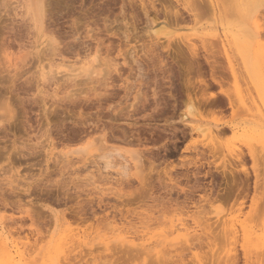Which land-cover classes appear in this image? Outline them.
Masks as SVG:
<instances>
[{
  "label": "rangeland",
  "instance_id": "1",
  "mask_svg": "<svg viewBox=\"0 0 264 264\" xmlns=\"http://www.w3.org/2000/svg\"><path fill=\"white\" fill-rule=\"evenodd\" d=\"M18 1L0 0V248L49 264L66 232L74 250L59 264H264V6ZM94 56L96 73L41 83L50 59ZM181 222L199 239L177 241Z\"/></svg>",
  "mask_w": 264,
  "mask_h": 264
},
{
  "label": "bare ground",
  "instance_id": "2",
  "mask_svg": "<svg viewBox=\"0 0 264 264\" xmlns=\"http://www.w3.org/2000/svg\"><path fill=\"white\" fill-rule=\"evenodd\" d=\"M35 1H36V3H35ZM170 1V0H169ZM168 1V2H169ZM178 1V0H177ZM185 1V0H184ZM190 1L191 0H189V1H186V2H184L183 4H188L189 6L191 5V4H194V5H196L195 3H196V1L195 2H193V1H191V3H190ZM208 1H211V0H207L206 2H205V0H202V2L201 1H198V2H201V3H203L204 4V2L206 3V5L208 4V6L210 7L211 5H212V7H213V9H215V7H216V5H214L213 6V3H209ZM17 2L19 3V1L17 0ZM40 2V0H27V3H28V5H26V6H28V7H26V8H28V10H29V8L31 7V5H33L34 3L37 5V7L38 6H40L39 8L41 9L42 7H41V5H38L37 3H39ZM42 2V1H41ZM172 2V1H171ZM170 2V3H171ZM208 2V3H207ZM214 2V1H213ZM26 3V4H27ZM218 3V2H217ZM224 3V2H223ZM21 3H19L18 5H20ZM44 4V3H43ZM203 4H199V5H203ZM211 4V5H210ZM251 4H253V3H251ZM254 4H255V6L257 7V6H264V0H256V1H254ZM35 5V6H36ZM45 5V4H44ZM171 5H173V4H171ZM249 5H250V3H249ZM16 6V5H15ZM21 6V5H20ZM182 6H184V5H182ZM193 6V5H192ZM203 6H205V4L203 5ZM34 7V6H33ZM44 7V6H43ZM191 7V6H190ZM209 7H207L208 9H209ZM219 7V6H218ZM254 7V6H253ZM167 8V7H166ZM166 8H165V10H166ZM173 8H174V10H173ZM185 9H186V11L188 12V13H190V15H191V10L190 9H188L187 7H184ZM183 8V9H184ZM196 7H191V9H194V10H196L195 9ZM211 8V7H210ZM220 8V7H219ZM218 8V9H219ZM262 8V7H261ZM14 9V8H13ZM31 9V8H30ZM35 9H37L36 7H34V10ZM45 9V8H44ZM44 9H43V11H44ZM212 9V8H211ZM212 9V10H213ZM27 9L25 10V12L26 11H28ZM31 10H33V8L31 9ZM31 10L29 11V14H30V12H31ZM220 10V9H219ZM171 11V10H170ZM169 11V12H170ZM37 12H39L38 11V9H37ZM168 11H166V13H167ZM168 12V14H169V16L172 18V21L174 20V23H175V21H176V23H177V21H179L180 19L181 20H183V15H182V11H178V9H176L175 8V6H173L172 7V11L169 13ZM193 12V11H192ZM34 13V12H33ZM40 13H41V11H40ZM39 13V14H40ZM147 13V12H146ZM28 14V15H29ZM157 15H158V13H157ZM195 15V14H194ZM35 16H36V14H35ZM41 16V15H40ZM168 16V15H167ZM166 16V17H167ZM168 16V18L167 19H169L170 17ZM37 17V16H36ZM36 17H34V18H36ZM41 18V17H40ZM171 18H170V21H171ZM37 19V18H36ZM42 19V18H41ZM41 19H39V20H41ZM259 20V19H258ZM255 21H256V19H255ZM51 43V42H50ZM182 45V44H181ZM30 46L32 47V48H37L38 47V44H36V41H33L32 43H30ZM50 46H52V45H50ZM54 46V45H53ZM191 46V45H190ZM211 46V45H210ZM165 47V46H164ZM205 47H206V45H205ZM207 47H209V46H207ZM54 48H56L55 46H54ZM54 48H53V50H54ZM204 48V47H203ZM224 48V47H223ZM207 49V48H206ZM210 49V48H209ZM208 49V50H209ZM36 50V49H35ZM180 50V49H179ZM191 50V56L192 57H194V55H196L197 56V54L195 53L196 52V50H195V48L193 47V48H191L190 49ZM189 50V51H190ZM186 51V50H185ZM195 51V52H194ZM178 52V51H177ZM188 52V51H187ZM178 54V53H177ZM187 55H188V53H187ZM189 56V55H188ZM208 57V56H207ZM22 58H24V57H22ZM185 58V57H184ZM191 58V57H190ZM190 58L188 59V57H187V59L189 60V61H191L190 60ZM197 58V57H196ZM8 59H11V58H8ZM181 59V62H182V58H180ZM193 59V58H192ZM195 59V58H194ZM193 59V60H194ZM208 59V58H207ZM13 60V59H12ZM24 60V59H23ZM22 60V61H23ZM86 61H82L83 62V65H80V66H75L74 64L75 63H71L70 64V62L69 63H67V62H65L64 61V59L62 60V59H60V60H56V59H50L47 63H45V64H41V65H39V70H37L39 73H40V75H41V77H40V75H39V78H40V80L42 81L41 83H44L45 81H47V80H53V79H55V77H56V74H60V75H62V74H66L68 77H72V78H76V77H78L79 75H80V73H82V72H90V73H96L97 71H98V69L97 68H94V62L96 61V56H94L93 58H89V59H85ZM188 60H186L187 62V66H186V64H185V66L186 67H184V69L185 68H187L186 70L188 71V70H193V68L194 67H191V66H193V65H191L190 64V62L188 63ZM8 61H10V60H8ZM77 61H79V60H77ZM197 61V60H196ZM210 61H212V59L210 60ZM41 62V61H40ZM79 62H81V61H79ZM184 62H185V60H184ZM184 62H182L183 64H184ZM198 62V61H197ZM197 62L195 63V62H192L191 61V63L193 64V63H195V64H197ZM10 63H11V61H10ZM11 64H13V63H11ZM182 64V66H184ZM189 64V65H188ZM208 64V63H207ZM212 64H214V63H212L211 62V65ZM16 65V64H15ZM210 65V64H209ZM216 65V64H215ZM12 66H14V65H12ZM195 66V65H194ZM196 66H200V65H196ZM217 66V65H216ZM178 68H180V67H178ZM198 68V67H197ZM200 68V67H199ZM198 68V69H199ZM211 68H214L215 69V66L213 67V66H211ZM114 69H116V68H114ZM211 70V69H209L210 71H212L213 72V74H214V72L216 71L217 72V70L218 69H216V70ZM181 70H182V67H181ZM197 70V69H196ZM180 71V70H179ZM187 71H185V73L187 72ZM190 71H188V72H190ZM198 71V70H197ZM220 71V70H219ZM100 72V71H99ZM98 72V73H99ZM199 72V71H198ZM183 73V72H182ZM202 73V72H201ZM201 73H199V74H201ZM188 74V73H187ZM212 74V73H211ZM212 74V75H213ZM216 74V73H215ZM59 76V75H58ZM214 76H216V75H214ZM198 78H199V76H198ZM216 78V77H215ZM200 79V81H204V79H201V78H199ZM215 80H217V78L216 79H214V81ZM57 81V80H56ZM55 80H54V82H56ZM199 81V82H200ZM217 82V81H216ZM219 82V81H218ZM204 83H206V82H204ZM203 83V84H204ZM45 84V83H44ZM56 84V83H55ZM205 85V84H204ZM105 90V89H104ZM108 92H110V91H108ZM97 93H99L100 94V92L98 91ZM105 93H107V92H105ZM104 93V94H105ZM111 94V93H110ZM103 95V94H102ZM209 97V96H208ZM189 98H190V96H189ZM201 98V97H200ZM201 99H203V98H201ZM206 101V100H205ZM190 104H191V101H190ZM134 106V105H133ZM137 106V105H136ZM134 108H135V106H134ZM137 108V107H136ZM260 109V108H259ZM116 116V115H115ZM130 116V115H129ZM2 124V123H1ZM3 126V125H2ZM221 133V132H220ZM101 136H102V134H101ZM102 138V137H101ZM89 143H92V142H89ZM87 145H88V143H87ZM87 145H84V146H87ZM90 145V144H89ZM82 147V146H81ZM88 147V146H87ZM80 148V147H79ZM75 149V148H74ZM74 149H71L70 151H69V153L72 151V152H74V153H78V151H80V149L78 150V151H73ZM81 149H83V147L81 148ZM68 152V151H67ZM68 153V154H69ZM64 154H66V153H64ZM65 157H66V155H65ZM110 162V161H109ZM109 162H107V164H106V166L104 167V168H106L107 167V165H108V163ZM239 162V161H238ZM123 166H125V165H123ZM234 173V172H233ZM233 176V175H232ZM231 189V188H230ZM232 190V189H231ZM144 222V221H143ZM200 223H203V221L202 222H200ZM199 223V224H200ZM211 224V223H210ZM106 225H108V224H106ZM111 225V224H110ZM181 225V226H180ZM186 224L185 223H182L181 222V224L179 223V227H180V229H181V231L182 232H178L179 231V228L178 229H176V226L174 227V229H173V231L176 229V230H178V231H175L174 233H176V232H178L177 233V237H179V239L177 240V241H179L180 242V239H183L186 243H189V240L190 239H196V237H197V235H195L196 233H195V231L196 230H189L188 228H187V226H185ZM209 225V224H208ZM148 226V225H147ZM200 226V225H199ZM198 226V227H199ZM202 226H204V224L202 225ZM110 227V226H109ZM93 228V227H92ZM224 228H225V226H224ZM117 229V228H116ZM204 229V228H203ZM207 229V228H206ZM170 230V229H169ZM208 230V229H207ZM243 230H245V229H243ZM172 231V232H173ZM204 231H205V229H204ZM0 232H2V231H0ZM121 232V231H120ZM119 232V233H120ZM231 232V231H230ZM245 232H246V230H245ZM118 233V232H117ZM117 233H115V234H117ZM129 233H131V232H129ZM168 233V232H167ZM208 233V232H207ZM226 233V232H225ZM232 233H234V232H232ZM232 233H229V234H232ZM2 234V233H1ZM67 234L68 233H66V232H61L60 233V235L55 239V240H53L52 242H51V245L49 246V248H48V250L45 252V254H44V260H43V262L45 263L46 261H48V263L49 264H59V262H60V259L61 258H63V259H69L68 258V255L71 253V252H73V250H74V247H73V249H70V250H68V248L67 247H65V241H66V239H67ZM74 234V233H73ZM82 234H84V233H82ZM122 234V233H121ZM124 234H128V233H126V231H125V233ZM157 234V233H156ZM172 234V233H171ZM190 234H194V235H190ZM244 234H246V233H244ZM264 234V233H263ZM263 234H261V235H258V236H256L254 239H256L257 240V244L255 243V249L257 250V249H259V248H261V249H264L263 247H264V235ZM3 235V234H2ZM160 235V234H159ZM168 235V234H167ZM71 236V235H70ZM69 236V237H70ZM228 236H230V235H228ZM233 235H231V237H232ZM244 236H246V235H244ZM3 237V236H2ZM128 237V236H127ZM136 237V236H135ZM135 237H134V239H135ZM199 237V236H198ZM197 237V239H199ZM234 237V236H233ZM254 237V236H253ZM39 238V237H38ZM86 237H84V236H82L81 237V235L79 236V235H75V236H73V238H72V240L74 239L75 241H76V243H77V245H78V247H80L81 245H87L88 243H87V241H89L88 239H87V241H86V239H85ZM96 238V237H95ZM99 237L97 236V239H98ZM121 239H119V241L121 240H123L122 242L120 241V243L119 244H121L123 247H125L126 245L125 244H123V243H125L126 242V244H127V250L125 249V251L124 252H126L127 253V251H128V248L130 247V250L131 251H135V250H137L136 252H138V251H141L142 253L144 252V253H146V256H147V254L149 253L147 250L148 249H150L149 247H147V245L141 240L140 242H134L135 244H133V243H127V238H125V237H123V236H121L120 237ZM123 238H125V239H123ZM139 238V237H138ZM164 238V237H163ZM162 238V239H163ZM230 238V237H229ZM245 238V237H244ZM246 238H247V236H246ZM249 238V237H248ZM71 239V238H70ZM105 239V238H104ZM104 239H102V241H100V243H101V245L100 246H104V244H105V242L106 241H108V240H105V242H104ZM107 239V238H106ZM116 239V238H115ZM133 239V240H134ZM141 239V238H140ZM170 239V238H169ZM177 239V238H176ZM250 239V238H249ZM254 239H252V240H254ZM112 240H114V238L112 239ZM118 239H116V241H117ZM164 240V239H163ZM182 240V241H183ZM110 242H112L111 240H109ZM125 241V242H124ZM130 241V240H129ZM147 241V240H146ZM165 241V240H164ZM155 242V241H154ZM160 242V241H159ZM158 242V243H159ZM163 242V241H162ZM168 242V243H167ZM174 242V241H173ZM176 242V241H175ZM191 242V241H190ZM194 242V241H193ZM3 243V242H2ZM35 243V242H34ZM99 243V242H98ZM99 243V244H100ZM103 243V244H102ZM117 243V242H116ZM118 243H117V245H118ZM139 244V245H137V244ZM151 243V242H150ZM171 243L172 242H170L169 240L168 241H166V244L168 245V244H170L171 245ZM177 243V242H176ZM229 243H232V241L231 242H229ZM36 244L37 243H35V246H36ZM68 244V243H67ZM114 244H115V242H114ZM113 244V242L111 243V245L113 246L114 245ZM144 244L146 245V246H144ZM159 244H161V242L159 243ZM158 244V245H159ZM165 244V245H166ZM172 244H174V243H172ZM32 245V244H31ZM38 245V244H37ZM95 245V244H94ZM110 245V246H111ZM121 245H119V246H121ZM125 245V246H124ZM137 245V246H136ZM156 245H157V242H156ZM35 246H32V247H34L35 248ZM74 246H76V245H74ZM82 246V249L84 248ZM108 245H105V247L106 248H108V247H110V246H108ZM152 246V245H151ZM155 246V245H154ZM182 246V245H181ZM2 247V246H1ZM27 247V246H26ZM31 247V246H30ZM29 247V248H30ZM114 247V246H113ZM146 247V248H145ZM163 248H165L164 247V245L162 246ZM161 247V248H162ZM25 248V247H24ZM33 248V249H34ZM76 248V247H75ZM104 248V247H103ZM126 248V247H125ZM156 248V247H155ZM161 248H158L157 249V251L155 252V254H154V251H152L153 252V254L155 255V257H157V259L159 258V256L160 255H158V253L160 252V251H158V250H161V252H162V249ZM18 249V248H17ZM116 249H117V247H116ZM121 249V248H120ZM120 249H119V251H120ZM146 249V250H145ZM152 249V248H151ZM150 249V250H151ZM167 249V248H166ZM165 249V250H166ZM29 250V249H28ZM87 250V249H86ZM85 250V251H86ZM149 250V251H150ZM10 251H12V250H10ZM10 251L8 252V251H6V250H3V248L1 249L0 248V264H25L26 263V260H27V258H29L30 260L32 259V258H30L31 256H32V254L33 253H36V257L33 255V260L35 261V260H37L38 258H39V252L37 251H35V252H31L32 250H30V252L29 253H26L25 251H21V250H16L15 252V255H13V254H11L10 253ZM261 251V250H260ZM260 251H258L259 253H262V252H264V250H262V252H260ZM87 252V251H86ZM114 253H115V251H113ZM121 252V251H120ZM160 252V253H161ZM164 252H166V251H164ZM164 252H163V254H164ZM257 252V253H258ZM79 253H80V251H79ZM128 253H130V251L128 252ZM151 253V252H150ZM159 253V254H160ZM168 253V252H167ZM258 253V254H259ZM152 254V253H151ZM150 254V256H152ZM162 254V253H161ZM162 254V255H163ZM264 254V253H263ZM76 255V254H75ZM97 255V254H96ZM113 255V254H112ZM122 255V254H121ZM135 255V254H134ZM149 255V254H148ZM154 255H153V257H154ZM228 256L230 255V257H231V254H227ZM260 255V254H259ZM259 255H257V256H259ZM16 257H18V259H16L15 260V258ZM34 257H35V259H34ZM43 257V256H42ZM94 257V256H93ZM107 257V256H106ZM132 257V256H131ZM148 257V256H147ZM154 257V258H155ZM229 257V258H230ZM73 258V257H72ZM75 258V257H74ZM130 258V257H129ZM136 258V257H135ZM160 258H162V257H160ZM159 258V259H160ZM62 259V260H63ZM157 259H155V260H157ZM231 259V258H230ZM233 259V258H232ZM30 260H28L29 262H30ZM89 260V259H88ZM87 260V261H88ZM92 260V259H91ZM28 261H27V263L26 264H28ZM33 261V262H34ZM38 261V260H37ZM36 261V262H37ZM32 261H31V263H33ZM68 262H69V260H68ZM67 262V263H68ZM79 262V261H78ZM159 262H161V261H159ZM165 263V262H164ZM160 264H162V263H160Z\"/></svg>",
  "mask_w": 264,
  "mask_h": 264
}]
</instances>
